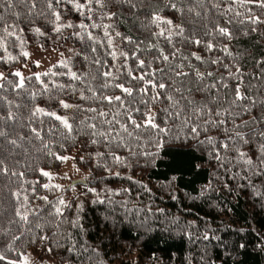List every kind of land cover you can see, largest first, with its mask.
I'll return each mask as SVG.
<instances>
[{
	"label": "trees",
	"instance_id": "obj_1",
	"mask_svg": "<svg viewBox=\"0 0 264 264\" xmlns=\"http://www.w3.org/2000/svg\"><path fill=\"white\" fill-rule=\"evenodd\" d=\"M79 2L82 10L73 0H51V9L48 0H11V5L0 0V71L25 63L22 53L33 47L54 46L61 56L65 50L70 54L39 75L48 91L34 75L24 78L23 88L14 74L0 83V130L9 133L0 137V159L9 169L7 176L0 174V255L5 257L0 264H19L28 253L52 264H264V23L248 22L254 15L264 20V9L226 0H171L178 10L166 6L169 0H107L104 8L95 0L90 6L88 0ZM229 7L234 11H225ZM54 12L60 14L58 22ZM153 15L173 25L157 26ZM80 23L88 27L81 29ZM129 69L145 80H133ZM109 71L118 79L102 75ZM71 72L79 79H70ZM148 80L166 87L153 89ZM104 82L132 87L133 95L114 86L102 88ZM237 87L247 99L233 103ZM139 88H146L147 95ZM157 93L160 98L153 102ZM169 95L179 104L167 100ZM104 96L122 101L109 104ZM60 100L80 110H65ZM36 107L66 116L72 133L58 121L33 117ZM10 112L13 120H8ZM149 112L166 131L134 128L129 116L143 124ZM90 124L111 134L93 135ZM193 126L198 135L191 132ZM73 150L89 177L76 185L85 190L65 207L59 201L73 186L62 193L46 189L41 170H59L62 161L55 157ZM249 158L252 164L245 162ZM13 171L24 177L12 176ZM102 189L98 199L95 192ZM18 207L28 212V224L16 216Z\"/></svg>",
	"mask_w": 264,
	"mask_h": 264
},
{
	"label": "snow or ice",
	"instance_id": "obj_2",
	"mask_svg": "<svg viewBox=\"0 0 264 264\" xmlns=\"http://www.w3.org/2000/svg\"><path fill=\"white\" fill-rule=\"evenodd\" d=\"M57 2H60V0H57ZM73 2H74V6L76 7L77 10H82L83 9L84 5L82 3H80L79 0H73ZM95 2L97 4V6L100 7V8L106 7V4H107V0H95ZM115 2H117V3H120V2L130 3L131 0H115ZM226 2H228L230 4H237L238 3L241 7H244L246 5L251 4V5H254V6L259 7L261 9H264V0H226ZM6 3L9 4V5H11V0H6ZM92 3H93V0H88V5L89 6ZM48 6H49L50 9L52 8L51 0H48ZM166 6L167 7H170L173 10H178L176 4L175 3H172L171 0H169L168 4ZM216 6L219 7L218 4ZM132 7H135V5H132ZM91 10H92L91 7H89V11H91ZM225 11L232 12V11H234V9L231 8V7H229L227 9H225ZM54 15L56 17V21L58 22L61 19L60 14L54 12ZM112 15H114V14H112ZM236 15H240V13L239 12H236ZM88 18L91 19L90 16ZM108 18L111 19L112 16L109 15ZM0 19H3V17L0 16ZM152 22L155 23L157 26H159L160 24H167L169 26H172L173 25V22H172L171 19L162 18L160 15H153L152 16ZM248 22L251 23V24H260V23H264V20H262L259 16H255L254 15V16L250 17V19H249ZM66 26L67 27H74V26H77V25L68 24ZM96 26L97 25H95V24L92 25V27H96ZM78 27L81 28V29H86L88 27V25H86L84 23H80L78 25ZM104 27H105V35H108V33H107V27L108 26L105 25ZM175 27L178 28L179 29V32L182 34L183 28L181 26H179V25H176ZM60 30L61 29L59 27L56 28V31H60ZM5 31H7V30H5ZM36 31L39 32V29H36ZM218 31L222 35L231 38V33L227 29H225V28H219ZM253 31H255V29H253ZM8 35H12V33H8ZM117 35H119V33H117ZM159 35H164V30L163 29L161 30V32L159 33ZM88 38L89 39H93V37L91 36V34H89V37ZM168 39L170 40L171 39V36H169ZM111 43H112V41H111V39H109V44H111ZM195 43L197 45H199L200 44V41L199 40H196ZM207 48H208V50H212L213 45L209 43V44H207ZM22 54L25 57L28 56V53L27 52H23ZM121 55H123L125 57V59L128 58V56L125 53H121ZM161 55H163V52H161ZM229 55H230V53H229ZM113 58L114 59L116 58V53L115 52H113ZM10 59H15V57H10ZM163 59L165 61H167L169 59V57L166 56V55H163ZM196 59L197 60H200L201 57L196 56ZM212 63H219V61L213 60ZM62 66L67 67V63L64 62ZM138 66L140 68H144L145 67L144 61L143 60H140ZM237 71H239V70H237ZM14 75L21 78L20 81H19L18 87L23 88L24 87V80H23V77H22L21 73L19 71H17V72L14 73ZM45 75H48V73H45ZM52 75H58V73H52ZM102 75L104 77H106V78L118 79V77H113L112 76V73L110 71L109 72H104V73H102ZM128 75L131 76V78L133 80H139V81H144L145 80V76L144 75H141V76H138V77L137 76H133L131 69H129ZM145 75H154V74L153 73H146ZM183 75H188V74L187 73H183ZM207 75L208 76H212L213 73L211 71H209L207 73ZM196 76L200 80H203L204 79V75L202 73H200L198 70L196 71ZM0 79H5V77L3 76L2 73H0ZM70 79L76 80V79H79V77H77V74L76 73L71 72L70 73ZM36 80L41 83V85H42V87H43V89L45 91H48L47 84H45L43 81H41L40 76L37 75L36 76ZM145 83L146 84H150L153 89H155V88L164 89L166 87V85L164 83H162V82L159 83V84H156V83L152 82L151 80H148V81H145ZM58 86L60 88L66 87L65 85H62V84L61 85H58ZM113 86L116 87V88H119L127 96H132L133 95V88L132 87H126L124 84L117 83L115 85H111L110 83H107V82H104V83L101 84V87L102 88H108V87H113ZM215 86H216L215 84L211 85V87H215ZM224 87H227V85L225 84ZM136 91L138 93H142L144 95H147V89L146 88H139V89H136ZM177 91H179V89H177ZM234 91H235V99L233 100V103H235L238 100L247 99V97L244 96L241 93L239 87H237ZM34 95L35 94H33V96ZM80 98L81 99H85V97L83 95H81ZM159 98H160V94L157 93L156 96L152 97V101L154 102L155 100H158ZM103 99L106 100L109 104H112L114 101H122V98L120 96H115V97H112V96H104ZM166 99L169 100V101H172L174 105L179 104V101L178 100H174L173 97L170 96V95L169 96H166ZM142 102L143 103H146V104L148 103V101H142ZM60 105L65 110H68V109H71V108H77V110H80V106L66 103L64 100H60ZM201 110L202 109H192L191 111L199 112ZM87 111L96 112L97 109L90 108V109H87ZM137 111H139V109H137ZM165 111H167V110L165 109ZM209 111H211V109H209ZM98 114L101 117H106L107 116V113H105L103 111H100ZM216 114L219 115L220 113L217 112ZM31 115L33 117L44 116V117H48L49 119L58 121L59 124L66 130V132L69 135L73 131V125H72V123L69 122V119L66 116L58 115L55 111H48V110H46L44 108L36 107L32 111V114ZM145 115H146V119L143 122V124L138 123L137 121L133 120L131 118V116H129V120H131V123L134 126V128L140 129L141 127H144V128H149L150 127L152 129H159V131H162V132L166 131V129L160 127V125H158L155 122V116L154 115H152L150 112L149 113H146ZM175 115L176 116H180V112L178 111L177 113H175ZM3 119H4V117L3 116H0V120H3ZM13 119H14V116L10 112L8 114V120H13ZM108 123H111V121H108ZM184 123L185 124L188 123V119L187 118L184 120ZM208 123H213V124L219 123V124H223L224 121H218V122L217 121H209ZM89 127L94 130L93 131V135L105 136V135H110L111 134L110 132H105V131H99V132H97L96 131L97 126L95 124H90ZM237 127H239V125H237ZM122 129H123L124 132H127L129 136L132 135V133L129 132L127 125H122ZM205 131H207V129H205ZM32 132L35 134V136L37 138L42 139V137L40 136V132L37 129L33 128L32 129ZM191 132L198 135V128H197V126H193L191 128ZM8 135H9V133H7V132H5L3 130H0V137H7ZM236 135L237 136H240L241 139H244V137L241 136V134L239 132H237ZM260 135L261 136H264V132H261ZM8 142L10 144H12V145L18 146L17 145V141L15 139H10ZM247 142L248 141L245 140V143H247ZM92 143H97V141L96 140H93ZM208 143H210V144L213 143V138L209 137L208 138ZM44 146L47 147V144H45ZM222 146L224 148H227L228 147L227 144H223ZM246 155H247L246 153H243V152L240 153V156L241 157H244ZM261 156L264 157V146H262V148H261ZM55 158L58 159V160H61V161H64V160H67L68 159V157L59 156V155H57ZM119 159H120L119 157H116V160L117 161H119ZM245 162L248 163V164H252L253 163V161L250 158L249 159H246ZM262 163H264V160H262ZM0 174L5 175V176H7L9 174V169L6 166H4V160H2V159H0ZM11 175L12 176H19L20 178H23L24 177V173L23 172L17 173L15 171H13V172H11ZM41 175L44 176V177H48L49 179L52 178L51 177V173H49L47 171H44V170H41ZM44 187L47 189L49 186L48 185H44ZM52 187H55V188L58 189L59 188V185H53ZM13 195L19 201L20 193L19 192H15V193H13ZM27 199H28L27 196H25L24 197V200L27 201ZM41 199H44L47 202V198L46 197H41ZM59 203L61 205H64L65 207H67V205H65V202L63 200H60ZM21 207H23V205ZM55 211H56V214H58V215H62L63 214L62 211H61V208H59V207H57L55 209ZM16 216H18L19 219L21 221H23L25 224H28L29 223V214H28V212L27 211L22 212L21 209H20V207H18L16 209ZM37 227H39V225H37ZM14 239L19 240L20 237L19 236H16V237H14ZM40 239L41 240H46V239H48V237L47 236H41ZM48 251L50 252L51 249H48ZM4 259H5V257L3 255H0V260H4ZM7 264H15V262L12 261V260H8L7 261ZM24 264H30V261L28 260L27 257L24 258Z\"/></svg>",
	"mask_w": 264,
	"mask_h": 264
},
{
	"label": "rangeland",
	"instance_id": "obj_3",
	"mask_svg": "<svg viewBox=\"0 0 264 264\" xmlns=\"http://www.w3.org/2000/svg\"><path fill=\"white\" fill-rule=\"evenodd\" d=\"M71 51V50H70ZM28 53V56L25 57L26 61L23 64L17 65L12 67L8 70H2L0 73L6 78L8 74H14L15 72L19 71L24 78L34 75L39 76L40 74L47 71L52 66L58 64L60 60L62 61L65 58V55L70 54L68 52H63L62 56L56 52L54 46L49 47H33L25 51ZM72 52V51H71ZM73 54V52H72ZM20 77H18V81H20ZM3 79H0V83ZM64 157H68L67 160L62 161V166L57 171H47L51 173V179L46 177V185L48 188L55 189V192L62 193V191L66 188H70V184L74 181H82L86 182L89 174L88 171L78 165V151L73 150L70 153L66 154ZM53 185H59V188L52 187ZM85 188V187H84ZM84 188H80L77 186L71 187L70 193L66 195L63 193L61 196V200L65 203H68L72 197H75L85 190ZM120 188L116 187L115 192H117ZM103 189L100 191H96L95 194L97 198L100 199L101 195H103ZM27 257L30 261V264H52L51 261H43L38 260L35 256L28 253L25 255L19 264H24V258Z\"/></svg>",
	"mask_w": 264,
	"mask_h": 264
},
{
	"label": "water",
	"instance_id": "obj_4",
	"mask_svg": "<svg viewBox=\"0 0 264 264\" xmlns=\"http://www.w3.org/2000/svg\"><path fill=\"white\" fill-rule=\"evenodd\" d=\"M84 184H85V182H82V181H74L70 185L71 186H76V185H84Z\"/></svg>",
	"mask_w": 264,
	"mask_h": 264
}]
</instances>
